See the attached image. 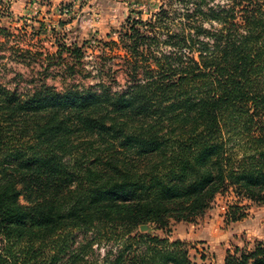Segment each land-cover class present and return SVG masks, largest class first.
<instances>
[{
	"label": "trees",
	"instance_id": "1",
	"mask_svg": "<svg viewBox=\"0 0 264 264\" xmlns=\"http://www.w3.org/2000/svg\"><path fill=\"white\" fill-rule=\"evenodd\" d=\"M179 1L194 12L166 37L129 20L124 90L0 85V264H197L139 228L201 218L228 188L264 206V0ZM224 264H264V244Z\"/></svg>",
	"mask_w": 264,
	"mask_h": 264
},
{
	"label": "rangeland",
	"instance_id": "2",
	"mask_svg": "<svg viewBox=\"0 0 264 264\" xmlns=\"http://www.w3.org/2000/svg\"><path fill=\"white\" fill-rule=\"evenodd\" d=\"M212 3L224 5L229 0ZM194 9V5L179 0L170 5L168 0H0L1 16L9 17L0 24L9 31L0 36L4 43L0 85L19 92L43 82L58 89L69 84L84 88L105 84L114 91L124 90L131 76L121 40L133 22L129 20L155 26V32L166 37L162 27L178 32ZM163 11L167 12L166 22L160 20ZM205 26L210 28L208 23ZM74 48L81 50L78 61L71 54ZM71 67L77 72L69 73ZM20 201L26 204L24 198ZM235 205L245 208L247 217L232 223L228 212ZM143 226L148 229L140 227L138 233L182 242L197 264H223L229 252L251 251L264 244V206L240 199L228 188L201 218L172 220L166 230ZM109 248H95V258L101 261Z\"/></svg>",
	"mask_w": 264,
	"mask_h": 264
},
{
	"label": "water",
	"instance_id": "3",
	"mask_svg": "<svg viewBox=\"0 0 264 264\" xmlns=\"http://www.w3.org/2000/svg\"><path fill=\"white\" fill-rule=\"evenodd\" d=\"M141 229H142L143 231H146V230L148 229V227H147V226H142Z\"/></svg>",
	"mask_w": 264,
	"mask_h": 264
},
{
	"label": "crops",
	"instance_id": "4",
	"mask_svg": "<svg viewBox=\"0 0 264 264\" xmlns=\"http://www.w3.org/2000/svg\"><path fill=\"white\" fill-rule=\"evenodd\" d=\"M226 258V257H225ZM225 263V259H224V261H223V264Z\"/></svg>",
	"mask_w": 264,
	"mask_h": 264
}]
</instances>
